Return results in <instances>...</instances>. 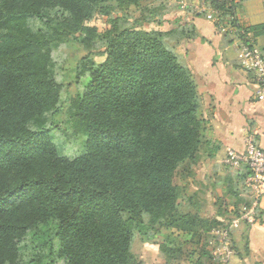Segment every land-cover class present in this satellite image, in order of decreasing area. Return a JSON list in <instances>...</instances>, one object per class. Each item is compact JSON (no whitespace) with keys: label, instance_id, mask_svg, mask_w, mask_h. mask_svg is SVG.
<instances>
[{"label":"trees","instance_id":"trees-1","mask_svg":"<svg viewBox=\"0 0 264 264\" xmlns=\"http://www.w3.org/2000/svg\"><path fill=\"white\" fill-rule=\"evenodd\" d=\"M124 1L145 0H0V264H142L137 235L165 229L203 242L221 225L179 210L176 175L191 176L218 150L193 75L167 33L139 29L158 7L132 23L105 10ZM211 3L227 13L223 1ZM97 13L108 16L103 30L90 24ZM236 26L242 42L264 41V22ZM62 43L86 51L72 81L88 77L82 94L54 79L51 51ZM61 126L84 136L71 156L52 143ZM158 247L167 261L180 258V249ZM188 256L218 264L205 249Z\"/></svg>","mask_w":264,"mask_h":264},{"label":"rangeland","instance_id":"rangeland-1","mask_svg":"<svg viewBox=\"0 0 264 264\" xmlns=\"http://www.w3.org/2000/svg\"><path fill=\"white\" fill-rule=\"evenodd\" d=\"M203 1L145 0L141 2H111L105 5L107 8L105 10L110 11L112 15L118 14L127 16L130 18L129 22L132 23L143 13L145 8L158 7L159 12L153 17H151L148 13H143L147 22L142 23L139 26V29L145 31H165V33H167V37L165 39L167 45L175 52L179 50L181 55L183 52L181 51V48H179V45H182L185 40L195 38L191 36L192 28L187 24L183 25L181 23V21L184 20V15H187L188 13L193 16L196 14H202L205 18L206 13L200 12V10L205 7L206 10H213L215 14L219 16V28L222 30H228L232 29V19H239L238 13H240V8H242L245 4L249 3V9H251L255 14L264 13V0H243L241 3L244 4L239 6L237 5L235 9H230L229 7L227 13L216 10V6L211 3L212 0ZM107 19L108 16L97 13L92 17L90 24L97 27L99 30H103L107 27ZM236 20L234 24L240 23L239 20L238 22ZM173 22L177 23L173 24L171 27ZM245 23L246 22H241L242 25ZM170 27L172 29H169ZM233 31H235V28ZM233 33L237 36L240 35L239 32ZM189 36L191 37L189 38ZM253 48L259 52L261 50L257 42L253 45ZM85 53L86 51L84 49L71 43L58 44L54 46L51 51V57L54 64V79L57 82L63 80L71 83L68 90L69 96H72L75 93L82 94L88 83L87 76H83L78 85L72 82L75 75V62ZM181 55L178 54L180 60L182 61ZM91 59L97 63L104 61V57L98 55H93ZM65 74L67 75L66 77ZM69 75L70 77H68ZM63 97L64 90L61 92V98ZM64 129L65 127L61 126L60 130H54L51 133L52 143L63 155L71 156L80 148L84 141V136L76 133L69 126H66V131ZM204 156H201L200 160L195 165L189 167L192 170L191 176L176 175V183L182 189L179 210L182 213H198L204 219H216V217L219 216L222 219L221 225L212 229L210 234H208V239L203 242L197 241V238L195 240L190 239L186 237L185 234H180L178 237H175V233L172 234L171 230L165 229L161 230V232L157 235H137L132 244V253L141 261L142 264H191L192 261H195L197 256L190 258L188 256L189 253L191 251H197L199 253V251L204 249L212 254L218 260V264H220L221 260H219V258H222V255L227 253L225 247L224 249L221 247V233L225 231V228L228 226H230L231 229L229 230L228 241L233 254L237 249L235 241L241 237V234L237 232V230L242 226L241 223L244 224L245 222H241L240 225H236L234 228L230 225V223L232 219L238 217L239 214L245 211V209L252 203V198L245 199L244 197H240L236 200L235 197H232L237 196L238 193L241 194V192H247L248 188L245 186V182L243 181V168L234 169L226 167L222 164L223 167L220 171H218L215 170V167H212L206 159H204ZM219 174L220 178H217ZM231 176L238 177L241 181L240 184H235L231 180ZM228 194H231V197H226ZM189 199L192 203H190ZM159 243L171 245L175 249H180V254L182 256L180 255V258L174 261H167L159 251ZM201 260L204 264H213L212 261H207L206 258ZM230 264H232V262H230Z\"/></svg>","mask_w":264,"mask_h":264},{"label":"crops","instance_id":"crops-1","mask_svg":"<svg viewBox=\"0 0 264 264\" xmlns=\"http://www.w3.org/2000/svg\"><path fill=\"white\" fill-rule=\"evenodd\" d=\"M249 7L248 3L240 8V23L253 25L264 22V13L255 14ZM183 19L181 23L195 29L198 36L179 45L182 55L179 50L176 52L182 56V62L191 71L196 83L201 116L207 123L205 135L218 145L211 158L206 154L202 157L205 155L204 159L220 171L226 149H240L247 133H253L256 143L264 147V104L254 98V75L240 64L242 41L233 33L235 31L220 29L218 24L207 21L202 14L193 16L188 13ZM176 23L173 22L171 27ZM256 42L264 46L262 38H256ZM231 180L235 184L241 182L234 176ZM226 197H231V194ZM232 197L236 200L240 197L250 199L251 193L247 189V192ZM216 219L222 222L219 216ZM241 224L237 230L241 237L235 241L237 249L231 258L232 264H264V198L257 208V222Z\"/></svg>","mask_w":264,"mask_h":264},{"label":"built area","instance_id":"built-area-1","mask_svg":"<svg viewBox=\"0 0 264 264\" xmlns=\"http://www.w3.org/2000/svg\"><path fill=\"white\" fill-rule=\"evenodd\" d=\"M194 2L203 0H193ZM223 1L226 7L231 6L233 0H216ZM204 2V1H203ZM200 12L206 13L205 19L213 23L219 24L220 18L213 10H206L203 7ZM236 20V19H235ZM235 20L232 19L231 30L235 28V32H239ZM240 64L242 68L254 75L256 83V92L254 98L257 102L264 104V57L257 51L251 43L242 42L240 45ZM222 164L229 168L246 169L245 186L251 193L252 203L238 217L232 219L230 225L234 228L241 222L254 224L257 222V208L261 199L264 198V147L259 146L253 133H247L242 139V147L240 149L228 148L222 159ZM231 227V228H232ZM230 226L225 228L221 237L223 249L227 250L219 260L220 264H230L232 258V250L228 241Z\"/></svg>","mask_w":264,"mask_h":264}]
</instances>
